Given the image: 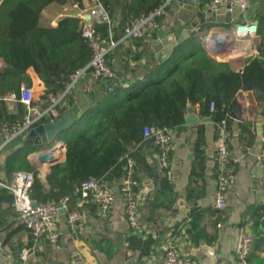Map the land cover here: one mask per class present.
Here are the masks:
<instances>
[{"label":"crops","instance_id":"1","mask_svg":"<svg viewBox=\"0 0 264 264\" xmlns=\"http://www.w3.org/2000/svg\"><path fill=\"white\" fill-rule=\"evenodd\" d=\"M196 1L199 8L205 9V2L200 6L199 1ZM82 2L84 7L89 0ZM251 2V18L257 21V12L264 11V0ZM70 5L73 7L71 13L60 10L48 13L47 20L50 24L55 25L62 15L80 17L81 9L76 4ZM177 6L181 7L179 4ZM169 8L170 13L165 12L164 18L160 17V26L150 39L122 38V28L117 23L114 24L113 38L117 44L107 55L108 63L115 73L109 83L112 84L111 89L118 88L114 95H109L104 82L88 72L75 85L71 95L57 106L59 114L67 110L74 102V91L79 90L88 103L87 109L79 117L90 110L84 121L66 129L57 137L53 161L38 160L42 147L38 144H24L26 132L14 137L2 150L21 144L6 157V183L10 181L14 171L25 169L36 174L47 190L49 183L46 176L51 165L65 158V140L81 130L98 113V110L91 111L90 108L98 106L101 111L107 110L108 106L128 91L129 86L143 84L153 77L156 73L152 72V67L169 57L170 54L161 57V50L157 56L152 51V40L170 33L174 34L175 39L182 35V42L176 45L181 43L185 52H188L197 46L205 48L208 31H222V26H225L209 22L191 27V19L183 23L177 10L171 8V5ZM258 38L257 34L254 43L246 42L247 50L243 53L214 57L227 61L232 69L241 71L248 57L259 55L256 46ZM3 66L4 62L0 59V69ZM28 78L29 82L26 84L33 88L34 103L39 106L47 105L46 100L40 98L44 83L32 68L28 69ZM10 93L14 91L5 95ZM99 96L100 101L97 99ZM5 102L9 111H16L15 101ZM62 106L64 108L61 110ZM189 106L192 113L186 110L184 121L170 129L172 147L171 174L167 177L169 187L164 188L160 183L164 174L153 142L148 140L138 153L139 162L135 164L134 172L139 183L140 216L137 228L129 226L124 213V198L117 190L115 202L105 215L99 212L94 201L76 195L58 215L60 236L57 242L50 243L43 235L35 238L30 229L19 220L12 205V193L5 188V183L0 182V233L5 241L3 250L10 257L4 264H18L19 253L23 250H28L25 264H110L121 258L125 251L131 255L134 264H160L167 236L174 237L180 251L190 254L194 264H209L215 255L229 264H239L235 250L241 235L246 228L252 230L253 208L264 203V161L259 164L256 161L264 138V100L257 99L252 90L242 89L237 95L236 103L228 109L226 127L233 177L225 193L223 209H218L213 204L218 174L213 146L217 136V121L211 114L202 113L199 103H189ZM189 115H193L196 121H187L186 117ZM118 180L119 178L109 181L115 184ZM194 209L200 213L196 230L200 229L203 233L197 244L187 232L190 212ZM71 210H78L81 214L74 223L67 218Z\"/></svg>","mask_w":264,"mask_h":264},{"label":"trees","instance_id":"2","mask_svg":"<svg viewBox=\"0 0 264 264\" xmlns=\"http://www.w3.org/2000/svg\"><path fill=\"white\" fill-rule=\"evenodd\" d=\"M100 1L120 28L152 11L161 2ZM198 1L201 6L207 0ZM52 4H76L83 8L82 0H0V59L4 62L0 69V123L22 119L24 104L15 101L16 111L11 112L3 96L9 91L18 94L21 82H29V68L43 81L40 98L47 104L48 94L62 92L71 74L91 59L92 50L81 33V17L62 15L52 25L43 16V10ZM256 17L259 55L248 57L241 71L232 69L227 61L216 59L202 46L185 52L179 43L167 59L152 67V72L156 73L153 77L143 84L129 86L107 110L101 111L98 106L90 108L98 113L65 140V158L51 165L46 176L47 190L34 174L30 188L32 199L36 202L58 201L67 196L69 202L77 195L75 187L85 179L120 178L125 171L121 156L130 154L136 164L139 162L138 153L149 140L143 135L144 126L157 124L171 129L181 124L187 102L199 103L202 113L211 114L216 121H227L228 109L236 103L240 90H252L257 99L264 100V11H258ZM96 27L107 38L108 24L99 23ZM72 92L66 93L63 99ZM89 112L70 127L83 122ZM160 183L164 188L169 187L166 175ZM252 215L253 242L247 259L251 264H264V203L255 206ZM199 218L198 210H192L187 227L196 244L203 236L200 229L196 230Z\"/></svg>","mask_w":264,"mask_h":264},{"label":"built area","instance_id":"3","mask_svg":"<svg viewBox=\"0 0 264 264\" xmlns=\"http://www.w3.org/2000/svg\"><path fill=\"white\" fill-rule=\"evenodd\" d=\"M174 0H161L159 5L152 11L142 14L122 27V38L131 39H150L155 30L160 26L159 18L166 12V8ZM237 5L240 8L239 14L229 26H222L221 31L227 34V42L218 48L214 40L210 37L211 31L205 39V48L214 56L224 54L243 53L247 50V44L254 43L257 36V21L251 18V0H207L205 8L212 9H231ZM89 14L90 19L86 20L85 15ZM82 36H84L92 50L90 61L83 67L76 69L70 76L64 90L57 94H48L49 102L45 106L34 103L33 88L27 84H21L19 92L4 95L3 99L9 101H20L24 104L25 112L18 122L2 121L0 123V153L3 148L16 136L25 133L31 126L42 119H53L59 115L57 106L62 102L66 93L73 91L78 81L88 72L100 79L107 89L112 88L107 80L113 79L115 73L108 63V53L117 44L113 38L112 27L116 23L113 21L100 0H89V3L81 9ZM99 23L108 24V36L103 37L96 25ZM141 78H144L141 76ZM212 104H210V108ZM145 138L153 142L161 172L170 177V151L171 131L165 125H146L143 128ZM215 151V161L217 166L216 189L214 192V206L218 209L225 207V193L233 177V167L230 164L231 153L228 149V130L224 119L217 121V136L213 143ZM125 162L124 174L117 183H112L108 179L89 178L81 181L76 187L75 192L80 197L94 201L102 215L107 214L115 202L116 191H120L124 198V213L130 227L139 226L140 202L138 199V180L135 177V159L130 154L121 156ZM257 163L264 161V138L260 151L256 155ZM34 181V173L25 169H18L13 172L12 178L4 186L13 196L12 205L17 211L19 220L30 229L32 235L37 238L41 235L50 243H56L60 230L58 227V215L61 208L67 205L68 197L64 196L58 201L46 200L35 202L30 196V188ZM78 210H71L67 214L68 221L74 223L80 218ZM253 242V232L246 228L242 233L239 245L235 250L239 264H251L247 256L251 250ZM28 250L19 253L20 261L18 264H25ZM194 259L190 254L180 251L178 244L173 236H167L164 240L163 254L160 264H194Z\"/></svg>","mask_w":264,"mask_h":264},{"label":"water","instance_id":"4","mask_svg":"<svg viewBox=\"0 0 264 264\" xmlns=\"http://www.w3.org/2000/svg\"><path fill=\"white\" fill-rule=\"evenodd\" d=\"M177 4L181 5L178 7ZM171 8L177 10V15L180 19L183 20V23H186L190 20L189 25L191 27H197L199 24L203 23H217L219 25L229 26L233 23V20L239 14L240 8L235 5L232 6L231 9H212L205 8L201 9L198 7L196 0H174L171 4ZM85 19L89 20L90 15L86 14ZM190 32H192L190 30ZM210 37L214 40L216 47L220 48L227 42V34L222 33L221 31H211ZM183 36L180 35L177 39H175L174 34L170 33L165 37L160 39L152 40L151 47L152 51H154L157 56L160 50L162 52L161 57L168 56L172 53L174 46L178 42H182ZM163 48V49H162ZM163 50V51H162ZM160 57V58H161ZM158 58V59H160ZM162 58V59H163ZM110 80H107L109 83ZM75 99L71 106L60 113L57 117L48 120H42L31 126L25 135V139L23 140L24 144H38L41 145L42 150L38 156V160L43 161H53L55 160L53 150L55 148V141L57 137L64 133V131L75 122L82 112L87 109L88 103L82 98V95L79 90H75ZM190 102H187V111L191 114L192 109L189 106ZM188 113V114H189ZM187 121L195 122L196 119L192 115L186 117ZM22 143V144H23ZM21 144L16 147L9 148L7 150L1 151L0 153V182L6 183L7 177V168H6V157L8 154L14 152ZM36 201H34L35 203ZM64 208H61L60 211H64ZM4 236L0 233V264H4L6 260H9L10 257L3 250ZM16 264V263H11ZM110 264H134L131 258V255L125 251L123 256L113 263ZM209 264H229L226 260L220 258L218 255L209 262Z\"/></svg>","mask_w":264,"mask_h":264},{"label":"rangeland","instance_id":"5","mask_svg":"<svg viewBox=\"0 0 264 264\" xmlns=\"http://www.w3.org/2000/svg\"><path fill=\"white\" fill-rule=\"evenodd\" d=\"M54 5H56V4H54ZM58 10H60V11H62V12H66V13H71L72 10H73V7H72L70 4H64V5H62V6L56 5V6H54V7H52V6L50 5V6H48V7L45 9V11H43V16H44V18L48 19V13H53V12H56V11H58ZM166 13H170V8H169V6L166 8ZM161 17L164 18V14H163ZM117 89H118V88H116L115 90H114V89H111V90H108V89H107V90H108L107 92H108L109 95H114V93L116 92Z\"/></svg>","mask_w":264,"mask_h":264}]
</instances>
